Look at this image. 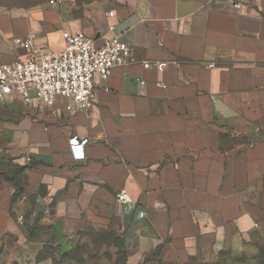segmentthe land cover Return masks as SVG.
Masks as SVG:
<instances>
[{
	"label": "crops",
	"instance_id": "crops-1",
	"mask_svg": "<svg viewBox=\"0 0 264 264\" xmlns=\"http://www.w3.org/2000/svg\"><path fill=\"white\" fill-rule=\"evenodd\" d=\"M27 2L0 13V66L26 58L30 37L39 52L64 49L66 32L98 47L119 36L130 63L98 82L84 112L63 98L0 102V264L119 253L127 264H204L257 250L264 0Z\"/></svg>",
	"mask_w": 264,
	"mask_h": 264
},
{
	"label": "built area",
	"instance_id": "built-area-1",
	"mask_svg": "<svg viewBox=\"0 0 264 264\" xmlns=\"http://www.w3.org/2000/svg\"><path fill=\"white\" fill-rule=\"evenodd\" d=\"M52 4L57 5L55 1ZM107 16L114 18L115 15L107 13ZM109 30L113 32L114 26ZM63 38L64 49L39 52L34 48V37H30L25 41L29 48L26 58L0 66L1 103L19 102L28 108H52L63 98L69 102L67 112H84L93 105L98 82L107 81L115 67L130 63L131 48L119 36L107 38L102 47L96 46L95 40L83 32H66ZM143 66L162 72L166 64L144 62ZM118 200L128 203L130 199L121 193Z\"/></svg>",
	"mask_w": 264,
	"mask_h": 264
},
{
	"label": "rangeland",
	"instance_id": "rangeland-1",
	"mask_svg": "<svg viewBox=\"0 0 264 264\" xmlns=\"http://www.w3.org/2000/svg\"><path fill=\"white\" fill-rule=\"evenodd\" d=\"M27 0H0V13H4L10 8H13L17 5H25L27 4ZM30 163V161H28ZM260 246V250L257 249L254 252H248L243 254L242 256L235 257L232 254L227 252H222L217 256V259L211 263L204 264H264V243L258 244ZM92 256V255H91ZM107 255H104V258L101 261L99 259V264H109V260L112 261L111 257L107 258ZM91 257L89 262L95 263V259ZM98 261V259H97ZM194 264H202V263H194Z\"/></svg>",
	"mask_w": 264,
	"mask_h": 264
},
{
	"label": "trees",
	"instance_id": "trees-1",
	"mask_svg": "<svg viewBox=\"0 0 264 264\" xmlns=\"http://www.w3.org/2000/svg\"><path fill=\"white\" fill-rule=\"evenodd\" d=\"M257 249L260 250V246H257ZM69 258H74V257H69ZM64 260L60 261V263H62ZM126 257L123 253H119L117 256V259L115 261H111V264H127L126 263Z\"/></svg>",
	"mask_w": 264,
	"mask_h": 264
}]
</instances>
